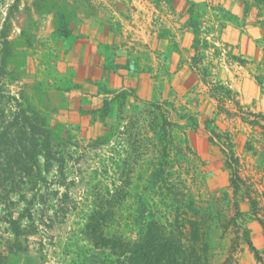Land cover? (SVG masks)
<instances>
[{"label": "rangeland", "instance_id": "rangeland-1", "mask_svg": "<svg viewBox=\"0 0 264 264\" xmlns=\"http://www.w3.org/2000/svg\"><path fill=\"white\" fill-rule=\"evenodd\" d=\"M129 1L107 0V24L94 38L99 61L118 76L113 87L103 79L112 92L102 96L92 81L77 77L82 46L73 40L78 24L88 23L98 5L0 0V107L8 119L21 106L44 120L61 162L48 178L63 173V186L50 188L67 194L71 208L51 225L40 224L34 235L21 236V251L9 250L14 239L0 208V264H71L92 190L122 187L124 204H134L163 148L167 169L180 173L203 207L213 211V264H264V134L248 123L255 120L250 113L264 116V0ZM151 5L156 12L148 24L142 14L153 12ZM60 17L70 29L66 38L54 33ZM184 28L191 46L197 45L190 59L177 40ZM246 41L255 46L253 60L240 54ZM168 56L175 60L167 62ZM213 85L229 90L232 100ZM233 170L241 179L235 180L236 194ZM246 190L258 202L255 212ZM6 204L14 218L24 208L15 195ZM245 228L260 262L243 241ZM122 232L128 239L135 234L131 228Z\"/></svg>", "mask_w": 264, "mask_h": 264}, {"label": "trees", "instance_id": "trees-1", "mask_svg": "<svg viewBox=\"0 0 264 264\" xmlns=\"http://www.w3.org/2000/svg\"><path fill=\"white\" fill-rule=\"evenodd\" d=\"M55 23L56 35L62 38L70 36L63 17L57 18ZM191 29L197 32L196 28ZM195 46L193 42L191 49L194 51ZM196 61L194 59V63ZM88 80L98 87L99 95L107 96L112 92L103 79ZM213 86L225 98L232 100L229 90L221 85ZM250 114L255 120L248 123L264 134V116ZM166 124L173 127L170 123ZM161 129L165 133L163 126ZM185 145L193 155L186 141ZM163 152L148 172L146 185L137 193L138 201L134 204H124L125 190L122 187L92 190L81 239L72 244L74 259L71 264H213L212 238L209 236V232L213 233L216 227L213 211L203 207L202 201L190 191L180 173L167 169L166 148ZM175 152L177 154L178 149ZM229 154L232 159L231 150ZM55 155L50 132L35 110L17 106L8 119L0 107V208L4 209L3 220L14 239L10 251H21V236L34 235L40 224L51 225L53 217L71 210L66 206L68 195L50 188L53 185L63 186L61 171L54 179L48 178L50 168L61 164ZM225 165L231 167L229 159ZM232 172L231 189L232 194H236L240 188L235 180L241 179L235 170ZM11 195L17 196L24 206L16 218L13 217L15 211L12 213L6 204ZM245 195L251 211L255 212L258 202L250 197L249 190L245 191ZM47 211H51V215L45 217ZM124 228H131L134 236L126 238L122 232ZM219 237L222 238L221 235ZM243 241L255 260L260 262V253L246 228ZM222 264H228V260Z\"/></svg>", "mask_w": 264, "mask_h": 264}, {"label": "crops", "instance_id": "crops-1", "mask_svg": "<svg viewBox=\"0 0 264 264\" xmlns=\"http://www.w3.org/2000/svg\"><path fill=\"white\" fill-rule=\"evenodd\" d=\"M92 4L98 5L100 11L97 12V14H94L91 16L90 21L86 24H78V30L76 31L78 38L75 36L73 37V40H77L74 46H82V49H80L76 54L75 59V71L77 74V77H80V79H90V80H100L106 78V81L110 87H113L115 85V81L113 78L117 76L115 74V71L113 69H107L104 68L101 61H99L101 58V54L99 51H97V42L94 40V38L101 33L100 31L105 28L104 25L107 24V22L104 20V14H105V5L107 4V0H90ZM126 3H129L130 1L125 0ZM149 8H152L151 10L153 12H147L143 10L142 18L145 19L146 22L149 24V21L152 19V14L156 12V9L151 5ZM131 11H133L134 15H139L138 11H135V9L131 8ZM102 11V12H101ZM150 16H149V15ZM131 20H129L130 22ZM90 30V31H89ZM80 36H84L83 38H80ZM207 39L209 41L220 43V41L217 38H213L212 36L208 37ZM177 40L179 42V47L181 50L185 53H187V58L190 59L191 53V39L189 37L188 31L184 28L181 32H179ZM77 44V45H76ZM114 47L117 49L119 48V45L115 44ZM81 45V46H80ZM74 48L71 52L74 54V52L77 51V48ZM255 46L250 45L248 41L245 42V47H242V50L240 54L243 56V58H246L247 60H253L255 57ZM174 55V54H173ZM155 58L159 61V54L156 53ZM170 56H168V61L173 62L175 60L174 57L171 56V59H169ZM103 61V60H102ZM117 63L120 62V59L117 58ZM118 77V76H117Z\"/></svg>", "mask_w": 264, "mask_h": 264}]
</instances>
